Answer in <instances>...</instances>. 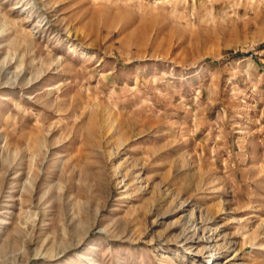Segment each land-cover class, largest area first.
<instances>
[{
  "label": "rangeland",
  "instance_id": "obj_1",
  "mask_svg": "<svg viewBox=\"0 0 264 264\" xmlns=\"http://www.w3.org/2000/svg\"><path fill=\"white\" fill-rule=\"evenodd\" d=\"M0 264H264V0H0Z\"/></svg>",
  "mask_w": 264,
  "mask_h": 264
}]
</instances>
